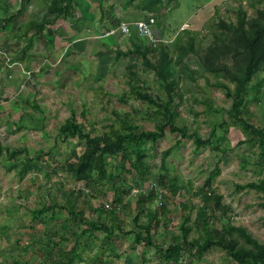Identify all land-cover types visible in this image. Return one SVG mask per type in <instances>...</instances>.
<instances>
[{"label": "rangeland", "instance_id": "rangeland-1", "mask_svg": "<svg viewBox=\"0 0 264 264\" xmlns=\"http://www.w3.org/2000/svg\"><path fill=\"white\" fill-rule=\"evenodd\" d=\"M238 1L242 3L250 18L256 16L257 9H264V0ZM236 2L231 0L227 5L215 8L213 17L197 32L198 40L205 42V45L209 44L205 38L210 30L208 26L213 21L236 23ZM99 3H102L101 8ZM179 3L171 14L172 21H182L199 6L196 0H180ZM8 5L11 7L10 14L15 16L6 29H0V144L10 149H27L25 154L30 158L40 157L37 165L39 171L32 172L33 176L27 175V181L30 182L33 178V186H30L32 200L29 201L27 196V200L21 203L25 204V209L29 211L42 208L52 197H56L59 207L66 206L68 199L71 203L76 202L77 209L84 213L86 221L97 223L102 219L103 223L110 227L114 221L113 217L96 211L102 206L114 205V191L110 189L111 185L78 182L68 173L69 166L77 161L76 153L81 151L82 142L77 138L63 142L58 138V131L62 124L75 117L83 133H91L93 136L107 134L111 128L119 126L120 118L124 119L128 114L132 115L142 130L154 131V124L147 120L148 105L126 96L129 92L128 81L131 73L142 71L141 63L135 56H116L117 51L122 54L129 51V40L125 42V39L129 38L107 36V32L119 24L132 25L141 18V21L144 20V15L132 10L126 0H78L75 18L60 19L51 27L54 43L48 45L43 39L36 38L33 48L25 54L23 62L16 63V58L21 57L26 45V39L22 36L24 29L20 27L33 18L42 19L41 16L44 17L45 13L42 6L33 3L27 12L18 16V0H10ZM101 15L104 18H101ZM6 17L0 9V26ZM154 34L152 33L153 38ZM156 38V42L149 41L151 45L161 42L159 37ZM187 60L192 69L203 71L195 56L190 54ZM130 65H135L136 69L129 71ZM260 78H263V75ZM140 79L146 82L147 92L155 96L158 94V84L152 75L142 73ZM257 82V79L253 81L248 116H252L256 124H260L264 116V88L258 96ZM210 83H214L213 78H210ZM182 85V100L177 98L175 101L179 105V125H186L190 131H196L204 139L210 135L216 118L227 121L229 128L227 132L216 128V138L225 137L219 151L210 147L196 151L193 141L186 140L168 159L171 173L178 177L182 185L188 186L191 183L198 190L203 187L210 173L218 167L220 175L213 182V186L223 198L227 217L231 219L233 226L245 228L256 240L264 244V207L260 206V195L251 190H236L237 185L258 182L263 178L256 167L259 150L241 144L245 136L240 129L231 125L229 115L225 113L229 111V104L223 91L209 87L202 79L197 83L186 81ZM209 101L212 112L209 109ZM218 109L225 111L220 114L215 112ZM83 113L85 116L82 118ZM178 140L179 136L171 134L167 129L164 139L147 145L146 161L151 174L144 180L120 158L109 157L107 160V170L115 178L114 188L126 191L122 210L117 213L119 221L123 223L124 232L128 231L127 227L132 225L139 210H156L165 203L170 224L162 223L151 232L156 245L164 248L172 244L174 236L180 235V207L181 202L186 199L183 191L173 198L167 189L159 185L162 153L174 146ZM17 157L18 160H23L25 155L18 154ZM7 167L5 158L0 159V172ZM11 173L17 174L15 171ZM38 185H41L42 190L35 189ZM136 189L139 191L137 194L133 193ZM154 189L158 193L157 199L139 207L140 197L147 198ZM35 194L40 203L32 202L35 200ZM198 205L199 200L193 202L195 209ZM25 213L22 219L27 224H30L28 221L32 219L34 226H40L39 220H43L44 224H41L40 229L44 237L42 240L47 243L46 251H43L45 255L37 254L42 252H37V248L28 243H15L16 247L20 248L11 253L4 252L8 253L5 255L1 254V264H62L61 255L69 253L76 241L87 245L83 252L84 262L76 261L74 264H160L154 249L133 250V235L126 237L124 232L121 233L118 229H115V234L107 241L101 232L88 238L82 235L87 227L80 222L68 226L64 224L68 217L63 210H56L54 217L52 214H46L36 220L31 218L29 212ZM194 219L195 216L192 221ZM227 223V218H220L216 226L221 228ZM63 224L72 231L66 234V242H61L59 237ZM17 225H14L15 230H18ZM40 233L38 231L33 236L39 238ZM31 250L36 252L31 254ZM142 251L145 262L141 260ZM194 254L195 249L184 244V263L236 264L219 248L210 250L200 262Z\"/></svg>", "mask_w": 264, "mask_h": 264}, {"label": "trees", "instance_id": "trees-1", "mask_svg": "<svg viewBox=\"0 0 264 264\" xmlns=\"http://www.w3.org/2000/svg\"><path fill=\"white\" fill-rule=\"evenodd\" d=\"M179 1L126 0L128 6L141 12L145 18H155V26L165 25V32H167L164 41L156 45H151L149 41L147 43L144 38L131 36L129 51L126 54L116 52L117 57L133 55L141 63V73L130 72L129 92L126 96L148 105L147 120L154 124V131L142 130L131 114L125 115L124 119L120 118L119 126L111 128L107 134L93 136L91 133H83L75 117L62 124L58 131V138L63 142L75 138L82 142L81 151L76 153L77 161L69 166L68 173L78 182H87L91 185H111L110 189L114 191V205L110 210L100 206L101 208L96 212L111 215L114 219L112 226L108 227L101 218L97 223L86 221L84 213L77 209L76 202L71 203L67 199V205L59 207L56 197H52L51 202L44 203L42 208L34 210L31 216L33 219L41 218L46 214H52L54 217L56 210L60 209L65 211L68 217V221L64 224L68 226L80 222L81 225L87 227L82 235L88 238L101 232L107 241L115 234V229L123 233V223L119 221L117 213L122 210L123 196L126 191L114 188L115 178L107 170V160L109 157L120 158L131 166L132 171L139 178L144 180L151 174L146 161L147 145L156 144L164 139L168 129L171 134H177L179 140L162 153L159 185L167 189L168 194L173 198L181 191L185 194L186 199L181 202L180 207L181 232L179 236L173 237L172 244L167 248L156 245L151 237L152 230L159 228L162 223L170 224L167 219L166 205L163 203L156 210L143 208L133 219L132 225L127 227L128 231L124 232L126 237L133 235V250L154 249L160 259V264H190L182 260L184 244H186L195 249L194 257L199 262L210 250L219 248L233 263L264 264V244L256 240L245 228L233 226L231 219L227 217V207L223 205V198L213 186V182L220 175V169L216 167L203 187L197 190L191 183L188 186L182 185L178 177L171 173L168 165V159L175 149L180 148L186 140L193 141L196 151L209 147L219 151L225 142L224 136L216 138V128L225 130V132L229 128V124L224 119L214 120L215 125L213 124L207 139L201 137L196 131H190L186 125L178 124L179 105L175 101L177 98L182 100V84L186 81L197 83L199 79H202L209 87L223 91L229 104V111L225 113L229 115L231 125L240 129L245 136L241 144L259 150L256 167L263 178L258 182L237 185L236 190L256 192L260 195V206L264 207V116L260 124H256L252 116H248L254 88L253 81L258 80L256 88L258 96L264 88V9H257L256 16L250 18L242 3L234 0L237 1L235 3L237 22L213 21L208 26L210 30L205 38L209 44L205 45V42L198 40L199 33L197 32L182 31L179 33L182 24L171 19L172 12L180 5ZM9 2L10 0H0V9L7 16L0 29H6L15 16L10 14ZM77 2L78 0H18L19 10L16 13L18 16L27 12L33 3L44 8L45 16L42 15V19L33 18L20 27L24 29L22 36L26 39V45L21 57L16 58V63L23 62L25 54L33 48L36 38L43 39L48 45L53 44L54 34L51 27L60 19H74ZM99 7H102V3H99ZM101 18L104 16L101 15ZM177 35L178 38H176ZM173 39L174 44L170 46L169 42ZM190 54L195 56L203 71L191 68L187 60ZM135 69V65L128 67L129 71ZM142 73L154 77L158 84L156 96L147 92L146 82L140 79ZM261 75L263 78H260ZM210 78L214 79V83H210ZM208 104L212 112L210 101ZM224 111V109H218L215 112L222 114ZM84 116L85 113L81 114L82 118ZM27 152V149H10L0 144V159H7V164L11 170L17 171L19 179H24L28 174L39 171L37 165L40 157L30 158L25 154ZM18 154H24V159L18 160ZM147 198L140 197L139 207H144L149 201H154L155 191L151 190ZM196 200L200 201V205L195 209L193 202ZM193 216H195L194 221H192ZM220 218H227L228 223L218 228L216 223ZM64 224L59 231L61 242L68 241L65 239L66 234L72 232ZM86 245L87 243L81 244L80 241H76L69 253L61 255L62 264L65 261L66 264H74L76 261L84 262L83 252ZM141 260L145 262L144 251L141 253Z\"/></svg>", "mask_w": 264, "mask_h": 264}, {"label": "crops", "instance_id": "crops-1", "mask_svg": "<svg viewBox=\"0 0 264 264\" xmlns=\"http://www.w3.org/2000/svg\"><path fill=\"white\" fill-rule=\"evenodd\" d=\"M196 1L197 3H199L197 10L192 14L188 15L187 17H185L182 21H179V24H182L179 33L182 31L199 32L201 29H203L205 24H207V22L213 17L214 9L227 5L228 3H230L231 0H196ZM141 19L139 21H141ZM143 19H145L144 16ZM139 21L137 20V22ZM134 24L132 25L134 26ZM105 27H109V26L105 25ZM134 31L136 30L132 31V36H136L142 39V37L139 36L137 32L134 33ZM152 33L155 35L154 38L156 40H157L156 37H159L158 38L159 40L164 41L163 39H165L164 37H166V33H167L165 32V25L162 24L160 26L152 27ZM178 35L176 36V38H178ZM117 36H120V38L122 39V35L118 34ZM174 39L171 42H169V45L174 43L175 41ZM128 40L129 39H125V42H127ZM5 160L7 162V159ZM7 165H8L7 169L0 172V255L8 254V253H4L7 251L11 253L16 248H20V247H16L15 243H17L18 245H21V243L26 245L28 243V245H30L31 247H36L37 252L38 251L42 252V253L38 252L37 254L44 256L45 254L43 253V251L44 250L46 251L47 243L45 244V241L42 240L44 239V237L42 230L40 229L42 226L41 224H44L43 220L41 221L39 220L40 226H34V224L32 223V219L28 221V223L30 224H27V222H25L22 219L25 217L26 211L31 214L34 210H36V208H34L33 210L28 211L25 209L24 206L25 204L21 203L22 201L27 200V196H29L28 198L29 201L32 200L31 198L32 195L30 194L31 193L30 186H33L32 183L33 178L30 180V182L27 181V176L24 179H19L17 174L11 173V171H15V170H11L9 164ZM40 186L39 185L35 186V189L37 188V190L39 191L42 190V187ZM6 194L8 195L7 197ZM34 199L35 200L32 201L34 202V204L36 202L40 203V200L38 201L36 194ZM64 221L66 222L68 221V219H65ZM15 224H18L16 228L18 230H15L14 227ZM44 230L46 231V229ZM38 231L41 232L40 237L35 238L33 234L38 233ZM1 247L4 248L3 251ZM24 248L26 249L27 247ZM35 252L31 250L30 253L33 254Z\"/></svg>", "mask_w": 264, "mask_h": 264}, {"label": "built area", "instance_id": "built-area-1", "mask_svg": "<svg viewBox=\"0 0 264 264\" xmlns=\"http://www.w3.org/2000/svg\"><path fill=\"white\" fill-rule=\"evenodd\" d=\"M156 24V19L155 18H145L142 21L136 22L133 25H130L128 23H121L119 24L115 29H112L111 31H109V33H107V36H116L118 34L122 35L125 38H129L132 36V31L136 30L137 34L139 36H141L144 39H147L148 41H153L156 39L153 38L152 36V27H154ZM155 191V195H156V199L158 197V193L156 191V189H154ZM139 191L136 189L133 191V193H138ZM145 193H143L144 195ZM145 196V195H144ZM147 196V195H146ZM107 209H111L112 206L111 205H106Z\"/></svg>", "mask_w": 264, "mask_h": 264}, {"label": "clouds", "instance_id": "clouds-1", "mask_svg": "<svg viewBox=\"0 0 264 264\" xmlns=\"http://www.w3.org/2000/svg\"><path fill=\"white\" fill-rule=\"evenodd\" d=\"M117 36V35H116ZM130 38V37H129Z\"/></svg>", "mask_w": 264, "mask_h": 264}]
</instances>
